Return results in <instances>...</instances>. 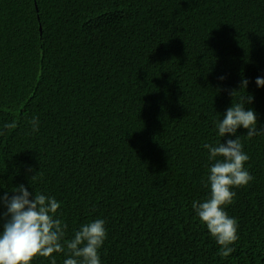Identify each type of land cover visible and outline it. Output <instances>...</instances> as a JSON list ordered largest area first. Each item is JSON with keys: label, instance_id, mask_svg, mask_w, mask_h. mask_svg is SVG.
<instances>
[{"label": "trees", "instance_id": "1", "mask_svg": "<svg viewBox=\"0 0 264 264\" xmlns=\"http://www.w3.org/2000/svg\"><path fill=\"white\" fill-rule=\"evenodd\" d=\"M257 77L264 0H0V195L54 197L65 241L104 220L101 264H264ZM247 94L261 131L237 130L254 179L225 208L239 239L224 258L192 205L209 195L204 145L226 142L217 122Z\"/></svg>", "mask_w": 264, "mask_h": 264}, {"label": "clouds", "instance_id": "2", "mask_svg": "<svg viewBox=\"0 0 264 264\" xmlns=\"http://www.w3.org/2000/svg\"><path fill=\"white\" fill-rule=\"evenodd\" d=\"M248 83L247 79H242L240 91H245ZM255 84L264 88V77H257ZM236 93L231 90L230 95L234 97ZM253 100L251 94L242 97L241 102L233 103L224 118L217 122L218 136L228 139L223 143L204 145L209 152L208 159L213 161L206 182L209 195L203 202L194 201L192 205L200 222L220 246L218 255L224 258L235 252L231 245L239 239L238 223L228 216L225 208L233 203L236 195L233 189L247 186L254 179L244 167L249 156L242 150L237 130L245 129L249 139L264 130L257 128L255 111L246 109ZM30 123L33 131H38V119L33 118ZM16 126L12 122L4 128ZM12 192L15 195L11 197L7 193L0 195V207L7 210L0 213V219L4 220L0 231V264H31L37 257L50 258V264H56L53 254L63 253L65 247L70 255L64 264H101L99 249L107 235L104 220L96 219L81 225L74 237L65 241L67 225L57 217L61 205L54 197L39 192L33 196L24 185Z\"/></svg>", "mask_w": 264, "mask_h": 264}]
</instances>
